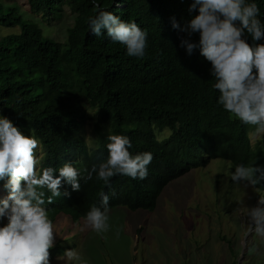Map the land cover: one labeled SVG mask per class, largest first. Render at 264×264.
I'll return each instance as SVG.
<instances>
[{
	"label": "trees",
	"instance_id": "obj_1",
	"mask_svg": "<svg viewBox=\"0 0 264 264\" xmlns=\"http://www.w3.org/2000/svg\"><path fill=\"white\" fill-rule=\"evenodd\" d=\"M25 1V19L17 4L0 2V116L39 140V167L72 162L83 172L107 158L109 134L129 137L131 154L154 157L144 180L116 175L105 185L94 175L81 180L79 192L64 183L62 195L45 205L51 221L58 214L84 218L93 205L101 206L102 193L111 197L112 191L109 207L153 212L167 184L213 159L228 162L232 171L238 164L264 165V133L252 140L254 126L216 103L210 63L198 49L189 56L180 47L187 33L173 29L172 18L183 27L197 14L189 12L192 0H96L99 8L93 0ZM254 2L264 22V0ZM101 9L147 32L143 58L128 56L106 30L99 37L91 33L89 18ZM64 15V38L46 35L43 26L53 27ZM3 27L17 32L2 35ZM198 39L194 34L192 40ZM254 188L264 196V183ZM64 252L55 244L50 261Z\"/></svg>",
	"mask_w": 264,
	"mask_h": 264
},
{
	"label": "clouds",
	"instance_id": "obj_2",
	"mask_svg": "<svg viewBox=\"0 0 264 264\" xmlns=\"http://www.w3.org/2000/svg\"><path fill=\"white\" fill-rule=\"evenodd\" d=\"M93 5L99 8L96 0ZM189 12L197 14L183 27L172 18L173 29L187 33L186 38H181L180 47L189 56L198 49L210 63L212 88L219 93L216 103L243 125L254 126L257 134L264 133V43H257L264 39V22L259 5L254 0H192ZM89 28L97 37L106 30L113 42L126 47L130 57L143 58L146 54L148 34L136 22H125L113 12L101 9L89 18ZM194 34L199 35L198 42L192 40ZM106 139L107 158L83 172L72 162L58 168H40L36 155L39 140L24 135L10 119L0 116V181L7 193L0 198V222L7 221L0 224H4L0 226V264H50V249L55 242L53 224L58 216L65 215L58 214L51 221L45 205L62 195L64 183L79 192L81 180L87 183L94 175L105 185L116 175L147 179L148 166L154 158L151 152L131 154V140L124 135L109 134ZM56 172L59 174L54 175ZM231 180L243 182L245 187L264 183V165L238 164ZM114 195V191L111 197L102 193L100 207L93 205L84 218L69 217L70 220L74 223L84 219L85 226L97 234L109 231L111 212L119 208L128 211L123 205L109 207ZM245 216L248 235L264 239V196L259 197L255 206L247 207ZM57 244L62 247L64 242ZM249 251H255V246ZM63 255L73 261L81 259L74 249L65 250L58 258Z\"/></svg>",
	"mask_w": 264,
	"mask_h": 264
},
{
	"label": "rangeland",
	"instance_id": "obj_3",
	"mask_svg": "<svg viewBox=\"0 0 264 264\" xmlns=\"http://www.w3.org/2000/svg\"><path fill=\"white\" fill-rule=\"evenodd\" d=\"M0 2L17 4L24 19L29 12L25 0ZM66 16L53 27L43 26L44 33L63 39L69 24ZM13 32L17 29L1 28L2 35ZM262 136L256 133L252 140ZM232 172L220 158L193 168L163 189L153 212L114 210L109 231L101 234L85 226L84 219L73 223L69 217L58 216L53 224L54 245L64 242L62 247L74 249L81 259L63 255L50 264H264V239L248 235L245 216L247 207L255 206L262 193L233 182ZM5 195L0 191V198ZM253 246L255 251L250 252Z\"/></svg>",
	"mask_w": 264,
	"mask_h": 264
},
{
	"label": "crops",
	"instance_id": "obj_4",
	"mask_svg": "<svg viewBox=\"0 0 264 264\" xmlns=\"http://www.w3.org/2000/svg\"><path fill=\"white\" fill-rule=\"evenodd\" d=\"M123 231H125V228L124 227H120Z\"/></svg>",
	"mask_w": 264,
	"mask_h": 264
}]
</instances>
